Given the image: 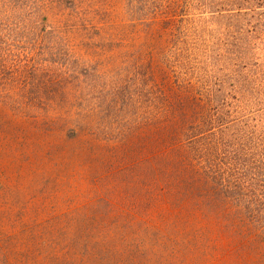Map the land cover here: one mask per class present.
I'll list each match as a JSON object with an SVG mask.
<instances>
[{
  "label": "rangeland",
  "instance_id": "374dc122",
  "mask_svg": "<svg viewBox=\"0 0 264 264\" xmlns=\"http://www.w3.org/2000/svg\"><path fill=\"white\" fill-rule=\"evenodd\" d=\"M27 1L46 29L10 43L0 264H264L256 232L158 192L137 75L148 55L127 0Z\"/></svg>",
  "mask_w": 264,
  "mask_h": 264
},
{
  "label": "trees",
  "instance_id": "16d2710c",
  "mask_svg": "<svg viewBox=\"0 0 264 264\" xmlns=\"http://www.w3.org/2000/svg\"><path fill=\"white\" fill-rule=\"evenodd\" d=\"M29 3L0 0L4 101L16 92L11 41L46 29ZM127 11L148 55L137 75L153 113L158 192H188L264 241V0H127Z\"/></svg>",
  "mask_w": 264,
  "mask_h": 264
}]
</instances>
